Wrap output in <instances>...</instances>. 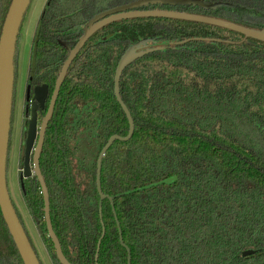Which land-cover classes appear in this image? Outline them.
Segmentation results:
<instances>
[{
  "label": "trees",
  "instance_id": "16d2710c",
  "mask_svg": "<svg viewBox=\"0 0 264 264\" xmlns=\"http://www.w3.org/2000/svg\"><path fill=\"white\" fill-rule=\"evenodd\" d=\"M11 1L0 0V34ZM133 1L47 0L32 41L37 82L52 92L67 56L60 43L77 42L94 16ZM206 1L233 8L141 10L264 28V0ZM144 38H154L150 47L162 50L123 72L120 97L134 132L129 141L114 142L101 167V190L113 198L130 264H264V42L164 18L116 21L99 29L62 83L40 171L63 255L73 264H127L108 200L99 214L95 175L108 139L128 134L113 93L116 65ZM19 187L57 264L37 179H22ZM101 224L105 233L95 261ZM0 264H23L1 213Z\"/></svg>",
  "mask_w": 264,
  "mask_h": 264
},
{
  "label": "water",
  "instance_id": "95a60500",
  "mask_svg": "<svg viewBox=\"0 0 264 264\" xmlns=\"http://www.w3.org/2000/svg\"><path fill=\"white\" fill-rule=\"evenodd\" d=\"M31 0H12L7 11L1 34H0V213L3 221L7 227V230L15 244V247L20 255L23 264H39L37 257L34 253L32 245L20 223V220L16 214L12 201L10 199L7 180H6V166H7V154L9 144V133L11 125L12 115V100H13V87H14V63L17 37L22 25L24 16L29 7ZM149 6H168V7H197L204 11H214L216 9L225 7L233 8V5L223 2H210L206 0H136L129 4L115 7L113 9L104 11L94 16L83 27V33L77 42H61V46L67 51V58L64 61L58 77L55 81L54 89L51 96V101L46 116L42 120L41 128L37 133V119H36V107L33 103L32 114L28 120L26 139L24 142V158H23V171L20 175V180L28 178L31 174L30 166V153L34 150L32 167L33 175L37 179L39 184L40 193L43 199L44 207V221L47 230V236L51 240L55 252L56 259L59 264H69L64 258L59 242L53 232L51 219H50V203L49 195L43 180V177L39 170V155L42 148L45 130L47 124L52 115L55 101L58 97L60 88L64 81V78L71 66L73 60L90 39V37L99 29L106 25H109L116 21L136 19V18H164L183 20L188 22H196L201 24L212 25L227 29L238 34L243 35L245 38L254 39L260 42H264V28L260 30L247 28L241 25H237L228 21L215 19L208 16L190 14L186 12H174L161 9L153 10H141L148 8ZM154 38H144L137 41L123 53L119 59L113 78V93L114 97L123 111L128 122V134L122 138L119 136H112L108 139L105 146L100 151L96 162V175L95 185L96 191L99 196V214L101 213L102 202L108 200L111 204L113 216L116 221L119 233L120 245L127 252V264H130V251L123 244L119 223L117 222L116 214L113 209V198L107 197L101 190V167L102 160L114 144V142H127L131 139L134 132V123L130 112L123 103L120 97V80L123 72L134 62L142 59L143 57L159 52L161 47H150L155 45ZM32 64H34V56L32 57ZM47 96V86L43 85L36 88L34 91V102L36 101L41 107H43L45 98ZM37 137L36 147L33 149L35 140ZM101 219V217H100ZM102 225V224H101ZM104 227L102 225V234L100 240L97 243V250L95 254V260H97V254L102 238L104 237Z\"/></svg>",
  "mask_w": 264,
  "mask_h": 264
},
{
  "label": "rangeland",
  "instance_id": "374dc122",
  "mask_svg": "<svg viewBox=\"0 0 264 264\" xmlns=\"http://www.w3.org/2000/svg\"><path fill=\"white\" fill-rule=\"evenodd\" d=\"M46 2L47 0H31L17 37L14 63V97L6 174L10 199L43 264H49L47 262L49 254L23 204L18 178L22 171V141L24 138L22 133L25 127L23 100L26 77L35 28Z\"/></svg>",
  "mask_w": 264,
  "mask_h": 264
},
{
  "label": "flooded vegetation",
  "instance_id": "af4514ba",
  "mask_svg": "<svg viewBox=\"0 0 264 264\" xmlns=\"http://www.w3.org/2000/svg\"><path fill=\"white\" fill-rule=\"evenodd\" d=\"M96 33V32H95ZM94 33V34H95ZM61 45V44H60ZM65 49V48H64ZM82 50V49H81ZM80 50V51H81ZM66 51V50H65ZM67 53V51H66ZM80 53V52H79ZM78 53V54H79ZM77 54V55H78ZM67 55V54H66ZM35 56V47H31V52H30V60H29V65H28V73H27V77H26V84H25V90H24V100H23V108H24V111H23V115H24V118H25V127H24V130H23V133L24 134V138H23V141H22V146H23V151H22V171H23V158H24V142H25V139H26V130H27V125H28V120L30 119V116L32 114V109H33V103H35V111H36V119H37V133L39 131V129L41 128V124H42V120L43 118L46 116L47 114V111H48V108H49V104H50V101H51V96H52V92H50L49 90V87L48 85L44 84V83H41L40 81L37 82L36 78L37 76L39 75V66L38 67H35V70H34V66H35V62L34 64H32V57ZM77 57V56H76ZM75 57V58H76ZM67 58V56H66ZM66 60V59H65ZM74 61V60H73ZM73 63V62H72ZM36 68H38V70H36ZM70 68V67H69ZM46 70H49V69H46ZM34 72V73H33ZM60 72V71H59ZM59 74V73H58ZM58 77V76H57ZM66 77V76H65ZM42 79V76L40 77ZM57 79V78H56ZM65 80V78H64ZM64 82V81H63ZM47 86V96L45 98V101H44V104H43V107H41L36 101L34 102V91L36 88H39L41 86ZM55 85V84H54ZM14 89V88H13ZM54 89V88H53ZM59 95V94H58ZM13 97H14V90H13ZM58 99V97H57ZM57 99L55 101V104H54V108H53V111H52V115L50 117V120L47 124V127H46V130H45V134H44V139H43V143H42V148L40 150V155H39V170H40V163H41V159H42V156H43V147H44V144H45V140H46V135L48 134L49 132V124H50V121L52 120V117H53V114H54V111H55V106H56V102H57ZM12 109H13V100H12ZM11 120H12V115H11ZM10 129H11V125H10ZM9 136H10V133H9ZM36 144H37V137H36V140H35V143H34V146H33V149L36 147ZM8 153H9V144H8ZM33 154H34V150L31 151L30 153V166H31V174L28 178H24L23 180H28V179H32L33 177H35L33 175V167H32V160H33ZM7 160H8V154H7ZM22 171L20 173V175L22 174ZM41 173V171H40ZM6 174H7V166H6ZM20 175H19V178H18V181H20ZM42 175V174H41ZM7 180V179H6ZM12 201V200H11ZM13 204V203H12ZM32 220V219H31ZM23 227V225H22ZM25 233H26V230L25 228L23 227ZM27 235V233H26ZM29 241H30V238L29 236L27 235ZM31 245H32V242L30 241ZM32 248L34 250V253L37 257V260L39 262V264H43L42 261L40 260L37 252L35 251L33 245H32ZM64 256V255H63ZM65 258V256H64ZM66 259V258H65ZM67 262L69 264H73L70 260L66 259ZM96 261V260H95ZM11 262V260H10ZM47 262L49 264H56L55 261L52 260L51 256L49 255L48 257V260ZM57 264H59L57 262Z\"/></svg>",
  "mask_w": 264,
  "mask_h": 264
}]
</instances>
